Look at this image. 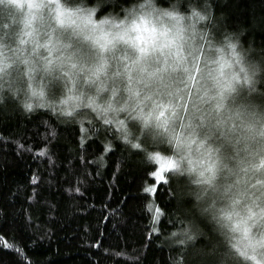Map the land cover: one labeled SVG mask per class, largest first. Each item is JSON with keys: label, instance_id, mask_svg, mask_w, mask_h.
<instances>
[{"label": "snow or ice", "instance_id": "obj_1", "mask_svg": "<svg viewBox=\"0 0 264 264\" xmlns=\"http://www.w3.org/2000/svg\"><path fill=\"white\" fill-rule=\"evenodd\" d=\"M215 7L216 0H131L129 7L101 0L92 8L62 0H0V119L9 117V104L22 103L29 112L59 105V114L72 120L86 110L105 125L114 120L126 146L153 162L149 176L170 185L165 172L194 173L192 183L203 187L197 199L212 193L202 213L223 241L205 242L202 230L181 220L179 234L171 236L184 259L175 264L193 253L200 264L240 258L264 264V103H251L264 99V49L259 60L251 48L243 49ZM108 8L120 12L94 19ZM186 19L198 22L191 25L194 36L185 35ZM218 35L234 65L221 57L218 74H205V46L210 49ZM108 91L101 109L100 94ZM229 96L234 108L226 103ZM144 191L158 194L155 185ZM148 207L155 210L154 221L165 214L154 201Z\"/></svg>", "mask_w": 264, "mask_h": 264}, {"label": "trees", "instance_id": "obj_2", "mask_svg": "<svg viewBox=\"0 0 264 264\" xmlns=\"http://www.w3.org/2000/svg\"><path fill=\"white\" fill-rule=\"evenodd\" d=\"M62 2L92 8L101 0ZM130 3L121 0L124 7ZM216 3V16L225 18L227 30L237 33L242 48H251L259 60L264 49V0ZM159 7L168 4L160 2ZM119 12L108 8L95 18ZM221 57L234 64L218 35L210 49L205 46L201 64L205 74ZM107 100L99 103L104 106ZM251 103L260 105L264 99L256 97ZM8 110L9 117L0 119V264H175L184 259L171 236L179 234L181 220H191L202 230L205 242L223 241L218 226L202 213L212 193L197 199L203 187L192 183L195 174L167 172L170 185H156L148 175L155 170L153 162L146 152L126 146L114 120L105 125L87 110L72 120L50 107L26 111L22 103L9 104ZM96 114L100 116L99 111ZM144 146L153 150L150 141ZM153 185L158 194L144 191ZM153 201L165 213L159 221L148 207ZM201 259L193 253L185 264H200ZM235 264L245 261L240 258Z\"/></svg>", "mask_w": 264, "mask_h": 264}, {"label": "rangeland", "instance_id": "obj_3", "mask_svg": "<svg viewBox=\"0 0 264 264\" xmlns=\"http://www.w3.org/2000/svg\"><path fill=\"white\" fill-rule=\"evenodd\" d=\"M94 19H96L97 21L99 20V19H97V18H95L94 17ZM192 23H194L192 20H184V21H182V26L186 29V32H185V35L186 36H194V34H193V30H192V28H191V25H192ZM73 39L74 40H76V39H80V38H78V37H73ZM83 44H84V46L85 47H88L89 46V42H86V41H81ZM30 47V46H29ZM221 60V58H218L217 59V61H220ZM223 60L224 61H228V62H230V63H232V59H225V58H223ZM233 64V63H232ZM234 65V64H233ZM218 69H219V64L217 65V67H211V70L209 71V72H211L213 75H216V74H218ZM229 71H231V69H228V68H225V72H229ZM211 83H212V81L211 80H209V85L211 86ZM66 95H67V90L65 89L64 90V96L66 97ZM101 95V97H104L103 99H108L110 96H111V93H110V91H108V92H106V93H101L100 94ZM59 96H61V94L60 95H58V97ZM101 100V99H100ZM100 100H98V104L101 106V109L102 108H104V106H106V105H104V106H102L100 103H99V101ZM33 101H35V100H33ZM230 101H231V97L229 96V98H228V100L226 101V103L228 104V106L230 107V108H234L235 106L234 105H232L231 103H230ZM34 103H37L36 101L34 102ZM70 106H74L72 103H70L69 105H65V107H70ZM56 111H59V105H57V109H56ZM97 115V114H96ZM196 158V152H195V146L193 147V159H195ZM194 174V173H193ZM167 175V172H165V176ZM154 180H155V183H156V185L157 184H159L160 182H163V181H159V180H156L155 178H154Z\"/></svg>", "mask_w": 264, "mask_h": 264}]
</instances>
